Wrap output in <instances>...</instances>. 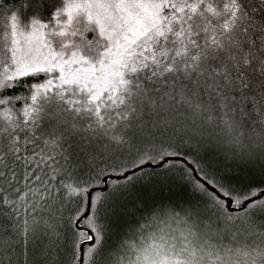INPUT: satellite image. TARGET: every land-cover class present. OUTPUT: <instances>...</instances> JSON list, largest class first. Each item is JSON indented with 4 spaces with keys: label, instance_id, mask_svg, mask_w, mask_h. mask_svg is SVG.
I'll list each match as a JSON object with an SVG mask.
<instances>
[{
    "label": "snow or ice",
    "instance_id": "1",
    "mask_svg": "<svg viewBox=\"0 0 264 264\" xmlns=\"http://www.w3.org/2000/svg\"><path fill=\"white\" fill-rule=\"evenodd\" d=\"M0 264H264V0H0Z\"/></svg>",
    "mask_w": 264,
    "mask_h": 264
},
{
    "label": "trees",
    "instance_id": "2",
    "mask_svg": "<svg viewBox=\"0 0 264 264\" xmlns=\"http://www.w3.org/2000/svg\"><path fill=\"white\" fill-rule=\"evenodd\" d=\"M170 195H172V192H170L167 189H159L156 191H153L151 189L144 190L142 193V196L146 200L147 203L151 204L153 201H159L161 199H166Z\"/></svg>",
    "mask_w": 264,
    "mask_h": 264
}]
</instances>
